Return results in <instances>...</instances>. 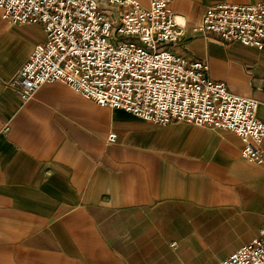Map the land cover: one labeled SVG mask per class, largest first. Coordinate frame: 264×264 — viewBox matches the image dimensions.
I'll return each instance as SVG.
<instances>
[{
	"label": "crops",
	"instance_id": "obj_1",
	"mask_svg": "<svg viewBox=\"0 0 264 264\" xmlns=\"http://www.w3.org/2000/svg\"><path fill=\"white\" fill-rule=\"evenodd\" d=\"M261 1L174 0L180 53L215 44L194 32L209 6ZM45 39L0 12V264H220L259 236L264 164L232 132L156 126L63 83L22 102L7 83ZM244 67L246 94L228 88L264 122V67Z\"/></svg>",
	"mask_w": 264,
	"mask_h": 264
},
{
	"label": "built area",
	"instance_id": "obj_2",
	"mask_svg": "<svg viewBox=\"0 0 264 264\" xmlns=\"http://www.w3.org/2000/svg\"><path fill=\"white\" fill-rule=\"evenodd\" d=\"M173 1L150 0L144 7L138 0H107L104 9L98 0H0L4 20L40 25L46 36L7 87L27 102L43 85L63 83L156 126L184 122L229 131L242 140L244 158L264 164L259 101L214 80L207 61L180 53ZM194 32L224 47L264 51V1L213 4ZM220 264H264V228Z\"/></svg>",
	"mask_w": 264,
	"mask_h": 264
},
{
	"label": "rangeland",
	"instance_id": "obj_3",
	"mask_svg": "<svg viewBox=\"0 0 264 264\" xmlns=\"http://www.w3.org/2000/svg\"><path fill=\"white\" fill-rule=\"evenodd\" d=\"M211 38L217 37L211 36ZM209 53L206 58L210 65L211 77L224 81L235 92L246 94L244 91H246L248 75L245 72V64L258 63V65L264 67V51L240 43L227 44V48L210 44ZM206 58L199 57L198 59L205 61ZM174 210L177 212V208H174ZM165 216L166 218H162L168 219V214Z\"/></svg>",
	"mask_w": 264,
	"mask_h": 264
},
{
	"label": "water",
	"instance_id": "obj_4",
	"mask_svg": "<svg viewBox=\"0 0 264 264\" xmlns=\"http://www.w3.org/2000/svg\"><path fill=\"white\" fill-rule=\"evenodd\" d=\"M99 1V0H98ZM99 2H101V1H99Z\"/></svg>",
	"mask_w": 264,
	"mask_h": 264
}]
</instances>
